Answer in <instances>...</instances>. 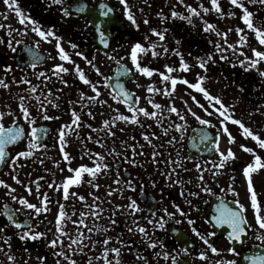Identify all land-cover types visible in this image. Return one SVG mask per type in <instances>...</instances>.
<instances>
[{
    "label": "flooded vegetation",
    "instance_id": "obj_1",
    "mask_svg": "<svg viewBox=\"0 0 264 264\" xmlns=\"http://www.w3.org/2000/svg\"><path fill=\"white\" fill-rule=\"evenodd\" d=\"M73 2L87 5L90 17L87 19L82 14L77 15ZM243 2L249 11L254 13V25L264 28V6L259 3L249 4L247 0ZM67 3L72 5L73 10L70 16L64 17L60 6L48 7L49 0H17L13 8H9L4 0H0V24L4 25L0 28V41H2L0 42V80L9 85L8 88L0 85V111L12 113V115L6 114L2 122L5 127H9L12 126L15 118L17 124L22 125L26 133L30 131L18 106L19 97L24 96L25 103L35 118L33 126L47 130V135L40 134V142L47 147L34 150L32 157L20 158L14 170L9 166L10 161L0 165V180L15 189L13 195L24 197L38 206L44 193L53 198L48 205L50 210L36 215L34 210L27 209L18 200H12L6 194L9 189L0 186V227L5 229L0 236L11 237L8 241L11 248L0 240V246L3 247V251H0V264H42L41 258H43V264H57V260H60V264H69L68 260L53 255L60 250V245L55 249L48 246L49 241L58 235L56 218L59 205L57 201L64 205L66 213V217L61 221L63 231L72 239H77L79 228L83 233L82 243L87 245L83 252L79 251L78 245H73L72 250H69L67 245L70 240L67 237L62 238L63 250L77 264H88L90 258L91 264H105L103 255L105 247L121 249L119 256L109 251L107 258L112 261V264H116L117 260L120 264H144L137 258V253L145 257L146 264H172V256L177 257V264H217V261L223 264L227 260H236L237 264H241L245 253L248 256L264 254V245L256 239V236L262 233L258 230V225L253 218L254 211L250 207V194L243 175L246 165L253 162V155L243 151L240 146L252 148L255 154L262 158V162H264V149H261L252 137H246L239 125L231 122V119L240 120L253 134L264 139V77L259 75V72L264 71V61H261L256 68L245 71L248 64L246 57L253 58V48L264 51V45L259 44L255 33L247 29L242 21V9L232 5L229 0H218L223 12L221 16L213 10L211 0H183V2L181 0H127L128 9L139 25L137 28L127 19L124 5L120 3V0H67ZM102 3L113 9L108 17L100 15L102 11H106L99 8ZM189 5L195 8L199 15L190 12ZM16 7H19L23 14L37 21L42 30L47 31L52 28L55 36H49L45 40L32 31L33 26L30 23L26 22L22 25L15 11ZM204 8H208L209 11L205 12ZM174 11L180 15L173 17L171 14ZM230 12L234 15L229 16ZM181 17H189L191 23L188 19ZM145 18L148 24H144ZM89 19L105 32L109 40L108 46L100 42L96 28L93 25H87ZM206 24L214 25L215 30L205 31ZM153 28L164 32L163 41L152 33ZM237 28L244 31L238 33ZM216 32L227 33V43L225 38L217 36ZM145 36L148 37L147 41L144 39ZM55 37L61 38L60 44L69 55L70 61L60 60ZM241 37H246L247 42H238ZM136 42H141L145 47H148L149 42L155 43L157 45L155 51L162 53L156 57L152 56L151 50L146 54H138L142 66L165 73V65L171 66L175 71L166 74L187 79L190 83L197 82V74L206 77L202 87L211 95L219 97L225 106H231L227 109V114H230L231 118L221 117L202 93L183 83L176 85L172 96L164 95L165 87L171 89L170 82H162L160 75L156 72L148 77L135 71L129 54L132 45ZM217 43L220 45L219 51L215 47ZM72 44L76 47H71ZM230 44L235 47L229 48ZM13 48L16 51H12ZM163 48L168 49L166 54L163 53ZM77 52H82L88 60L94 57V63L100 68L103 76H97L85 59L76 55ZM176 52H179L184 62L188 64L187 71L180 70V56L176 55ZM209 54L212 56L211 60H207ZM110 56L115 59H110ZM222 56L227 59H221ZM197 57L207 60V71L198 66ZM242 60L245 61L244 66L240 64ZM117 61L120 62L119 65ZM33 62L36 63L35 68L31 67ZM60 64L69 69L67 73L60 74L64 80L68 81L67 86L62 84L57 76L52 75L53 66ZM6 65L11 66L10 71H5ZM74 65H79L86 78L94 83L100 82L98 87L101 95L98 99L106 101V104L80 101L81 92L85 96H93L95 93L79 79L74 71ZM127 69L133 71L127 72ZM40 72H44L51 78L38 79L37 75ZM106 77L111 78L108 81L109 85L114 87L117 82L122 83L124 88L132 94L133 100L139 98L137 107H144L149 112L158 111L160 123L158 124L154 118L139 115V124L117 121L112 128L115 136H108L103 130V121L110 120L117 115V112L128 116L131 113L122 100L112 99L109 94L112 88L105 87L103 84ZM21 80H28L31 84L21 83ZM149 85L161 91L148 93ZM32 86L37 87L35 93L30 92ZM49 90L51 95L48 94ZM36 96L40 97V101L35 99ZM148 99L162 105V109H154L148 103ZM49 101L57 104L58 107H53ZM196 101L203 104L212 115H208L198 107ZM41 102L47 114L57 117L56 119L42 118L39 110ZM85 103L87 107L84 106ZM169 105L175 106L184 114L186 121H180L175 113H169ZM187 108H191L202 119L210 120L211 125L200 124L197 119L187 113ZM73 109L80 116L81 126L76 128L73 124L72 131L66 129L65 151L72 157L69 164L63 160L58 144V133L61 126L72 124ZM89 111L93 113V116L88 115ZM222 119L223 125L220 123ZM176 123L185 124L181 130L183 140H179L181 133L176 132L174 128H170L167 135L164 134V128ZM88 125H91V128ZM224 127H227L228 132L234 137V142L231 144L228 142V134L223 131ZM205 132L209 136L207 140L203 139ZM142 133L149 135L151 144L143 139ZM153 133L155 136L152 135ZM89 135L92 137L91 140L87 139ZM173 136H176L179 142L169 145L167 141ZM29 139L26 135L22 141L7 145L6 150L10 156H15L16 153L25 150ZM97 139L101 141L100 144L94 142ZM217 139L220 151L226 152L231 148L235 153V159H230L220 169L214 167V164L220 160L219 152L215 150ZM133 147L137 153L135 156ZM112 148L121 155L118 157L108 155ZM154 150L159 153L155 157L158 163L155 164L152 163L151 156ZM141 152L143 155H139ZM87 153L104 155V162L110 167L107 173L96 177L94 183L100 185L98 189L87 183L90 179L87 173L82 174L81 184L70 186L69 192L84 196V201L71 195L65 200L62 191L57 192L47 187V184L53 182L61 184L66 177L74 175L68 171L69 167L75 169L80 165L93 166V160L89 159ZM124 156H127L129 161L135 160L137 163L126 162ZM40 159L44 160L43 164L39 163ZM170 160L178 161L179 164H169ZM197 164L200 165V169L196 168ZM172 169H175V174L168 179L166 174ZM117 172L119 184L114 183ZM201 175H203V181L200 180ZM13 176L21 183H17ZM41 177L43 179H38ZM252 179L258 201L261 202L262 214H264V169L253 173ZM129 180L132 182V188L125 183ZM176 180L183 183H173ZM33 181L39 183V191L36 190V184L32 183ZM25 185L32 188L31 194L26 190ZM202 186L211 188L212 192L201 191ZM110 189L114 191L108 195ZM182 191L184 195H181ZM189 193H199V195L190 196ZM93 196L100 197L96 203L103 212L100 213L99 219L91 215L81 217L82 212L86 214L89 212L88 206L93 204ZM130 199L135 200L142 210L133 213L127 208ZM187 200L192 201L191 206L186 203ZM216 200H220V203L225 200L230 207L234 208H237L236 205L239 207L237 200L245 205L247 219L253 227L248 230V237L241 248L242 253L240 246L234 245L227 238L226 232H229L227 225H219L216 229L205 215ZM117 205L121 207L117 208ZM177 205L187 213L188 219L195 221L193 225H189L187 219L176 211ZM163 209L175 213L174 218L168 219ZM93 210L98 211V209ZM151 211L156 212L155 218L165 217L166 223L163 229L148 223L149 219H155ZM114 212L115 216H113ZM6 213L12 214L19 223L31 224L35 231L46 233V236L38 240H20L18 233L23 230L12 226L7 220ZM109 217L115 219L117 223L111 226L108 232H88L87 228H92L94 225L109 227ZM81 218L84 219L87 228L73 223ZM176 220L181 223L176 224ZM137 224L148 231L152 240L158 242L156 248L148 247L143 234L137 231ZM193 227L206 237L209 244L219 249V253H213L208 244L195 235L192 231ZM129 228L132 229L131 232L128 231ZM174 228L178 231H172ZM106 236L112 238L107 246L102 244ZM93 242L95 247L92 246ZM229 247L235 248L237 254L228 252ZM184 248H187V252L181 251ZM164 252L170 253L169 259H164ZM201 252L205 254L206 259L200 258ZM156 253L160 255L157 256ZM8 255L15 256V260L9 261Z\"/></svg>",
    "mask_w": 264,
    "mask_h": 264
},
{
    "label": "snow or ice",
    "instance_id": "obj_2",
    "mask_svg": "<svg viewBox=\"0 0 264 264\" xmlns=\"http://www.w3.org/2000/svg\"><path fill=\"white\" fill-rule=\"evenodd\" d=\"M181 2H183V0H181ZM229 2L232 5L242 9V11H243V15L241 17L242 21L246 25L247 29L252 30L255 33L259 44L264 45V28L257 27L256 25H254V23H253L254 13L249 11V9L245 6V3L243 2V0H229ZM4 3L9 8H13L14 5H16L17 0H4ZM120 3L124 5L125 14H126L127 19L129 21H131V23L133 25H135L137 28H139V25L137 24L134 16L132 15V13L128 9L127 0H120ZM247 3H249V4L259 3L260 5L264 6V0H247ZM211 4H212L213 10L220 13L221 16H223V12L220 8L218 0H211ZM54 5L60 6V11L62 12L64 17H68L71 15V11L73 10L72 5L67 3V0H49L48 7L51 8ZM201 7H203V6L201 5ZM86 8H87V5L81 3V4H78L74 10L77 13V15H79L81 13H84L86 11ZM99 8L100 9H106V11H102L100 13V15H102L104 17H108L109 13H111L113 11L112 8H109L106 4H103V3L99 5ZM188 8H189L190 12H192L196 15H199V12H197V10L195 8H192L190 5L188 6ZM203 10L205 12L209 11L208 8H204ZM15 11L19 17V22L22 25L25 24L26 22L30 23L33 26L32 31L35 32L41 38L47 40V38L49 36H55V32L53 31L52 28H49L47 31L42 30L41 27L39 26L38 22L33 20L30 16L23 14L21 12V10L19 9V7H16ZM171 15L173 17H177L180 14L174 11V12H172ZM228 15L231 16V15H234V13L230 12V13H228ZM181 18L182 19H188L189 23H191V20L189 17H181ZM143 22H144V24L149 23L146 18L144 19ZM87 25H93L96 28L97 32L99 33L100 42L102 44H104L105 46H108V44H109L108 37L105 35L104 31L100 30L99 25L94 24V21L91 19H89L87 21ZM2 27H4V25L0 24V28H2ZM204 30L205 31H210V30L214 31L215 26L212 24H206ZM151 31L154 35H156L159 38V40L163 41L165 39L164 32L157 31L155 28L151 29ZM165 31H167V29H165ZM229 31H231V30H229ZM236 31L238 33H242L244 31V29L237 28ZM9 35H11V32H9ZM216 35L217 36H223L225 38V43H227V39H226L227 33L216 32ZM55 38L57 40L56 47L58 49V55H59L60 60L61 61H70L69 55L66 53L65 49L60 44L61 38L60 37H55ZM144 39H145V41H147L148 37L145 36ZM0 42H2V41H0ZM238 42L246 43L247 42L246 37H241V40ZM177 43H179V41H177ZM9 47H11V44H9ZM71 47L75 48L76 45L72 44ZM156 47H157V45L155 43H152V42H149L148 47H145L144 44H142L141 42H136L134 45H132L129 56H130L131 62L133 64L136 72H139V73L146 75L148 77H151L153 75V73L156 72L158 75H160L162 82H170L171 89H169L168 87H165L163 89V94L166 96H172L173 92L175 91L176 85L178 83H183V84L187 85L188 87L195 89L196 91L202 93L203 96L205 97V99L207 101H209L212 108L216 112H218L221 117H224L225 119L231 118L230 114H227V109H228V107H231V106H225L219 97L211 95L204 87H202L203 81L205 79H207L206 77L200 76L199 74H197V82L196 83H190L187 79L176 78V77H172V76L166 74V73L170 74V73L175 71V69L171 66L165 65L166 73L165 72H158L157 69H152V68H149L148 66H142L141 60L139 59L138 54H142V53L146 54L147 52H149L151 50V54L153 57L161 55L162 53H158L157 51H155ZM215 47L217 48L218 51L221 50L219 43H217L215 45ZM228 47L234 48L235 45L230 44V45H228ZM12 51H16V49L13 48ZM173 51H175V49H173ZM167 52H168V49L163 48V53L166 54ZM252 52H253V58L246 57V60H248V64H247V67H245V71H248L249 69L256 68L257 65L261 61H264V51H259L255 48H253ZM76 55L82 56V58L85 59L87 64L90 65L91 68L96 72L97 76H103V73H101L100 68L97 67L96 64L94 63V59H95L94 57L92 60H88L87 57L83 56L82 52H77ZM176 55L180 56V70L187 71L189 69V66H188V64H186L184 62L183 56L179 52H176ZM109 58L115 59L114 57H111V56ZM121 59H123V58H121ZM196 59L198 62V66L201 69H204L205 71H207V60L212 59L211 54L208 55L207 60H203L200 57H197ZM221 59H227V57L222 56ZM119 63L120 62L117 61L118 65H119ZM240 64H241V66H244L245 61H243V60L240 61ZM31 67L35 68L36 63L33 62L31 64ZM121 67H123V66H121ZM10 70H11V66L6 65L5 71H10ZM68 71H69V69L64 67L62 64L54 65L53 70H52V75L57 76L60 79V82L62 84H64L65 86H67L68 81L64 80L62 78V76H60V74L61 73H67ZM74 71L78 74V77L83 82V84L88 85L92 89V91L95 93V95H93V96H85V94L83 92H81L80 93V101H87V103L96 102V103H99L102 105L106 104L107 103L106 101L98 99V97L101 95V93L99 91V87H98V84L100 82L97 81L94 83L90 79L86 78L84 71L82 69H80L79 65H74ZM132 71H133L132 69H127V72H132ZM259 75L261 77H264V71L259 72ZM40 77H43L45 80H48L51 78V77L47 76L44 72L38 73L37 78L39 79ZM110 79H111L110 77L104 78V81H103L104 86L112 88V91L109 93L112 96V99L122 100V102H124L125 105L127 106L131 115L130 116L123 115V114H119L117 112V115L112 117L110 120H108V119L104 120L103 121L104 129L103 130H105L107 132L108 136H115V132L112 131V128L116 125L117 121H123L125 123H131V124H139L140 123V120L138 118L139 115H142L143 117H146V118H154V119H156L158 124L160 123L158 111L149 112L144 107H137L136 105L138 104L139 98H136L135 100H133L132 94L124 88V85L122 83L117 82L114 87L109 85L108 81ZM20 82L31 84V82L28 80H21ZM0 85H2L4 88L9 87V85L7 83H4V81H2V80H0ZM36 91H37L36 86L30 87V92L35 93ZM147 91H148V93H153V92H160L161 89L154 88L152 85H149L147 88ZM48 94L51 95V90H49ZM25 99L26 98L24 96H20L19 97L20 102H19L18 106H19L20 113H21L23 120L25 122H27L29 125L30 131L27 133L25 132V129L23 128L22 125L17 124V120L15 118L12 121V126L5 127L4 123L2 122L4 119V116L6 114L12 115V113L11 112L4 113V112L0 111V165H3L6 162L10 161L9 166L12 167L13 170L17 166V161L20 158L32 157L34 155V150H38L40 148H46L47 147L46 144H42L40 142V140H41L40 134L43 133L44 135H47V130L42 129V128L38 129V128L33 126L35 123V118L31 115V113L29 111V106L26 105V103H25ZM35 99L37 101H40L39 96H36ZM193 100L195 101V97H193ZM49 102L52 103L51 101H49ZM87 103L84 104L85 107H87ZM148 103L150 105H152V107L156 110L162 109V105L157 104V103H153V101L151 99H148ZM196 103H197L198 107H200L201 109L204 110L205 113H207L208 115H212V113L209 112L208 109L204 108L203 104H199L198 101H196ZM52 106L58 107V105L55 103H52ZM39 110H40V114H41L42 118L45 120H52V119L57 118V117L50 116L47 114L43 102L40 103V109ZM186 111L192 117L197 119L200 122V124L211 125L210 120L202 119L200 116L197 115L196 112L192 111L191 108H187ZM168 112L169 113H175L178 116V119L180 121H186L185 115L182 114L175 106L169 105L168 106ZM88 115L93 116V113L91 111H89ZM72 116L74 118L72 121V124L61 126V129L59 130V133H58V144H59V148H60V151L62 153V156H63V160L68 162L69 164L71 162L72 157L69 155L68 152L65 151V147L67 145V141L65 139L66 129L69 131H72L73 130V128H72L73 124L76 126V128H79L81 126L80 116L78 115V113L74 109L72 110ZM231 122L233 124L239 125L242 128L243 133L246 135V137H248V136L252 137V139L257 142L258 146L261 149H264V139H260V137L258 135L253 134V132L249 128L245 127L244 124L240 120L231 119ZM220 123H221V125H223L224 120L222 119L220 121ZM88 127L91 128V125H88ZM184 127H185V124H182V123L170 124L169 127L164 128L163 131H164V134L167 135L169 129L174 128L176 132L181 133L179 140H183V134H182L181 130ZM120 130L123 131V129H120ZM93 131H96V129H93ZM223 131L228 134V142L230 144L233 143L234 137H232L231 133L228 132L227 127H224ZM26 135L30 139L28 140V143H27L25 150L16 153L15 156H10V154L6 150V146L10 145V144H15L19 141H22ZM152 135L155 136V133H153ZM142 136H143V139L145 141H147L149 144L152 143L149 135L142 133ZM87 139L91 140L92 137L89 135L87 137ZM203 139H205V140L209 139V136L206 132L203 134ZM94 142L98 143V144L101 143V141L99 139H97ZM178 142L179 141H178L176 136L171 137L167 141V143L169 145H173V144L178 143ZM101 146L103 147L102 144H101ZM153 147H155V146H153ZM240 147L243 151H245L247 153H251L253 155V162L248 163L246 165V167L243 169V175L246 178L247 191L250 194V196H249L250 207L254 211V217L253 218H254L256 224L258 225V230L262 233L260 235H257L256 239L258 241H260L262 245H264V214H262L261 202L258 201V195H257V192L255 191V189L253 187V179H252L253 173H256L259 170L264 169V162H262V158L259 155L255 154V152L252 148L246 147L245 145H241ZM215 150L217 152H219V156H220L219 162L214 164V167L216 169L223 168L227 161H229L230 159H235V153H233L231 148L227 149L226 152L220 151L218 139L215 142ZM87 155L89 156L90 160H93V166L89 167L87 165H80L75 169L69 167L68 171L74 173V175L66 177L61 184H55V182H53V183L47 184V187L50 189H53L54 191H57V192L62 191L63 199H65V200H67L69 195H71L72 197H75L81 201H84L85 200L84 196H78V194L75 192H71V193L69 192L70 186L81 184L82 174L87 173L90 177V179L87 181V183L90 184L93 188L98 189L100 187V185L94 183L96 177L102 173H107V171L109 170V167H110L109 164L104 162V160H105L104 155H102L100 153H87ZM108 155H113V156L118 157L121 155V153L117 152L115 148H112L110 150V152L108 153ZM133 155L134 156L137 155L134 147H133ZM139 155H143V153L141 152V153H139ZM158 155H159V153H157L155 150L151 153V156L153 157L152 163H154V164L158 163V161L155 159V157ZM124 160L126 162H130L132 164L137 163L135 160L129 161L127 156H124ZM39 163L43 164L44 160L40 159ZM168 163L169 164H179L178 161H171V160L168 161ZM196 168L200 169V165L197 164ZM61 171H63V168H61ZM174 174H175V169H172L166 175H167L168 179H171V177ZM118 177H119V173L117 172V179L114 181V183H116V184L120 183V180ZM13 179L17 180V183H21V181H19L15 176H13ZM38 179H43V178L41 177ZM200 180L203 181V175L200 176ZM32 183L36 184V190L39 191V188H40L39 183H36L35 181H33ZM125 183L127 184L128 187H130V188L133 187L132 182L130 180L126 181ZM173 183H183V181L176 180V181H173ZM0 186H3L5 188L9 189V191L6 194L9 195L12 200H14V201L18 200V202L21 205H23L24 207H26L27 209L34 210L36 215L41 214V212H48L50 210L48 205L52 202L53 198L49 197V195L47 193H44L42 195V198L40 200V204L38 206L37 204L30 203L24 197H17L16 195H13L12 193L15 192V189L11 188V186L7 185L3 180H0ZM25 188L29 192V194H31L32 188L29 185H25ZM230 190L234 191V189H231V188H230ZM112 191H114V190L110 189L108 192V195H111ZM201 191L206 192V193L212 192L211 188H208L207 186H202ZM90 195H92V194L90 193ZM181 195H184L183 191L181 192ZM189 195L194 196V195H199V193H189ZM98 200H100V197L93 196V204L88 206L89 212L87 214L82 212L81 217H84L85 215H91V216L99 219L100 213L103 212V209L100 208V206L96 203V201H98ZM57 203L59 205V211H58L57 218H56V227H57L58 235L54 239L49 241L48 246L55 249V248H57L58 245H60L61 246L60 250L54 252L53 255H55L57 257H62L65 260H68L69 264H77V262L75 260L71 259V257L63 250L64 240L62 238L67 237L70 240V243L67 245L69 250H72L73 245H78L79 251L83 252L84 247H86L87 245H83V243H82L83 233L80 232L79 228L77 229V231H78V238L77 239H72L68 233L63 231L61 221L63 218L66 217V213L64 211V205L59 204L58 201H57ZM186 203H188L190 206L192 205L191 200H187ZM236 203L239 205V207L234 208V207L228 206V204H226L224 202H221L217 206V209H216L218 214L215 215L214 217H212V219L215 220L217 225H220V226L227 225V227L230 229V231L227 234V238L230 241L243 242V238L248 234V230L251 229L253 227V225L251 223H249V221L247 219L245 205L240 203L239 200H237ZM5 207L7 208V205H5ZM116 207L120 208L121 206L117 205ZM127 208L132 210L133 213L139 212L142 210L140 208V206L137 204V202L135 200H131V199H130V203L127 205ZM93 209H98V211L93 210ZM196 210H198V209H196ZM163 211L167 215L168 219L174 218L175 213L168 212L167 209H163ZM176 211L181 216H183L187 219V223L189 225H193L195 223L194 220L187 218V213H185L182 209H180V207L178 205L176 206ZM5 215L7 217V220L11 223L12 226H14L18 230H23V231L18 233L20 240H22V241L27 240V239L38 240L41 237L46 236V233L35 231L32 228L31 224L25 225V224L17 222L14 219L12 214L6 213ZM151 215H152V217L155 218L156 212L151 211ZM113 216H115V212L113 213ZM108 219H109V227H99V226L94 225V227H92V228H87V225L85 224V221L83 218H81L79 221H73V223L77 224V225H83L84 227L87 228L89 233H91L93 231H97V232L102 231V232L106 233L109 231V228L111 226H115L117 223V221L111 217H109ZM134 223H136V222L134 221ZM148 223L152 224L156 228L163 229L165 227L166 221H165L164 216H160L159 218L149 219ZM175 223L179 224V223H181V221L176 220ZM4 231H5L4 227H0V233H3ZM128 231L131 232L132 229L129 228ZM137 231H139L141 234H143L144 239L148 242L149 248L154 249L157 247L158 242L151 239V237L148 234V231L144 227L139 226L137 224ZM172 231L177 232L178 230L174 228V229H172ZM192 231L195 233L196 236H198L201 240H203L205 244H208L209 248L211 249V251L213 253H219V249H217L216 247L209 244L206 237L204 235H202L201 232L197 231V229L195 227L192 228ZM212 235H215V233H212ZM10 239H11V237L0 236V240H3V243L7 244L9 248H11V245L8 243V241ZM111 239L112 238L110 236H106L103 239L102 244L105 246L109 245V242ZM121 243H123V241H121ZM92 246L95 247V242L92 243ZM0 251H3L2 246H0ZM109 251L112 253H115L117 256H119L121 249L117 248V247H112L110 249L108 247H105L104 253H103L104 258H105V264H112V261L108 260V258H107ZM181 251L187 252V248L181 249ZM228 252L232 253L233 255L237 254V250L233 247H229ZM156 255L159 256L160 253H156ZM163 256H164V259H169L170 253L164 252ZM137 258L140 261L144 262V264H146L144 256L137 253ZM200 258L206 259L205 254L203 252L200 253ZM7 259L9 261H14L15 256L8 255ZM96 259H100V257H96ZM171 259H172V264H177V257L176 256H172ZM244 259L250 261V264H264V254H256V255L246 256V257H244ZM41 260H42V264H43V258H41ZM57 264H60V260H57ZM88 264H91V258L89 259ZM116 264H120V261L117 260ZM217 264H221V262L217 261ZM223 264H237V261L236 260H227V261H224Z\"/></svg>",
    "mask_w": 264,
    "mask_h": 264
},
{
    "label": "water",
    "instance_id": "obj_3",
    "mask_svg": "<svg viewBox=\"0 0 264 264\" xmlns=\"http://www.w3.org/2000/svg\"><path fill=\"white\" fill-rule=\"evenodd\" d=\"M79 3H75V2H73V5H74V9H75V7L78 5ZM85 18H89L90 17V10H89V7L87 6V8H86V11L84 12V13H81ZM218 202L217 201H215L213 204H212V206L206 211V216L209 218V220L214 224V227L215 228H219V225H217L216 224V222H215V220H213L212 219V217H214L215 215H216V213H217V211H216V208H217V206H218ZM229 231H230V229H229ZM227 234H228V232H227ZM246 237H247V235L243 238V242H239V241H233V243L236 245V246H243V244H244V241H245V239H246ZM248 256V255H247ZM242 264H249V261L248 260H245V259H243V261H242Z\"/></svg>",
    "mask_w": 264,
    "mask_h": 264
}]
</instances>
